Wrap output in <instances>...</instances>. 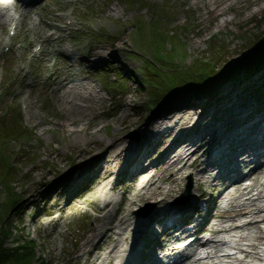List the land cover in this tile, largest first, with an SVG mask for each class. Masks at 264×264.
Returning <instances> with one entry per match:
<instances>
[{
    "label": "rangeland",
    "instance_id": "1",
    "mask_svg": "<svg viewBox=\"0 0 264 264\" xmlns=\"http://www.w3.org/2000/svg\"><path fill=\"white\" fill-rule=\"evenodd\" d=\"M68 1L69 0H46L44 6L41 8L42 27H39L42 31L40 38H38V43H42L43 47L51 44L49 41L44 42L48 34L46 32L48 27H50L49 23H51L53 19L61 24L64 23L66 14L72 6ZM143 2L148 5L142 6ZM132 4L133 7H130ZM159 6L164 7V9L169 6L176 11L177 16H175V21L169 24L168 34L176 35L180 33L173 28L178 24L182 26L186 24L196 25L193 31L187 32L183 30L182 32L186 50L190 55L198 53L199 55L205 54L210 56L215 46L221 47L219 52L221 56L223 55L224 61L222 57L218 56L216 63H218L219 68L224 66L227 60L234 58H237L240 63H245L248 58L240 59V57L244 55L249 57L255 54L259 47H264V45H262L264 40V0H240L239 5L236 6L232 12H228L227 16L224 17L229 18L230 21L221 27H219V25L224 18L222 19L214 16L211 12V7L203 8L202 5L198 4V0H184L181 2L175 0H81V2L76 5L75 13V16L77 15L80 19L79 20L76 16L75 22L77 27L81 29V37L78 38L75 43L79 54L75 55L78 61L76 65L78 66L73 71L77 73L78 68L87 71L88 75L92 76V80L86 81L85 83L91 86L92 90L101 91L99 92V96L105 98L102 106L95 107V117L93 116L92 110L88 111L90 114L88 117L84 116V111L80 110L75 104L68 105L67 103L68 106H63L59 101L63 95V89L54 92L53 88H46L48 78L50 77L49 73L52 72L48 70L47 66L49 68H54L53 66L58 64L57 70L59 71V75L62 77L68 75L67 68L70 66L71 61L66 60V57L60 54L53 55L56 49L59 48L63 50L66 41L58 48L49 46V53L53 54L46 58L48 53H44L43 58L47 61L44 63L45 68L41 62H31V68L35 71L31 77L27 78V83H35L34 88L26 86L24 83L20 85L21 76H23L24 72L29 71L28 69L22 70V67L31 56L33 46L37 44L30 43L31 38L35 37V33L27 29L28 20L18 29L9 55L0 58V79L2 68L9 69V74L6 75L3 86L13 91L16 95V97L11 95L5 97L0 96V117L4 119L11 113L20 111L22 114L20 125L23 128L31 130L29 137L18 138L8 144L11 156L10 160L17 169L11 170L7 167L3 170L4 176L1 177V181L7 179L6 182H9L17 173L18 177L12 182V186L16 188L18 194L21 196L23 195L22 213L18 215L14 211L11 214L10 221H8V224H11L10 227L14 234L8 246L21 242L22 240L35 242L38 255L46 261L45 263L39 262L37 264H93V260L98 254V239H100V236H103V234L98 236L94 229L100 225H107L108 220L111 218L110 216H112V212L117 208L115 204L120 201L121 196H123L122 199H124V201L135 197L137 185L134 184L132 180H137V177L132 179L133 177L125 175L119 180L120 187L116 192L108 190L107 187L105 188V182L95 181L89 189L83 192L79 191L78 198L71 199V205L67 207L66 203L70 200L71 194L67 193L66 189L62 190V188H60L62 191L60 190L59 197L49 199L52 194L51 191L56 185H64L62 181L71 173L73 163L76 164L75 169L83 165L85 166H83L84 168L90 169L94 159L107 156L109 153L107 148L113 139H111V136L114 135L115 138L116 129L120 127L122 115L134 113L135 117L132 121L139 119L141 122H147L152 113H161L166 108L173 107V105L181 102H187V104L197 103V106L200 105L198 97L194 96L193 90H191L192 88L186 87L184 83L181 82L183 75H178L179 84H182L183 87L171 92V94L175 96V98L173 97L175 100H164L156 106L153 112H151L150 109H148L150 107L149 103L151 98L146 88L138 80L137 82L130 83L125 74V72L128 71L136 79H142V77H144L143 60L151 59V57L157 59V53H162V55L166 54L165 56L169 58L181 59L182 50L176 44V38L166 39L168 42L165 45V50L169 52L172 51L168 54V52L164 51V44L161 38L159 39L158 35L155 34V27L152 26L153 33L149 35L152 37L151 42L153 45H159L157 52H153L146 46L147 42L144 38V33L138 30L139 26L143 25L142 18H144L148 24L150 22L151 24L153 23L152 17H154V19H159V15L155 13L156 11L158 12V10L154 12L153 9ZM113 9L117 12H113ZM257 9H261V11L253 13ZM135 16H137L136 28L138 30L136 39L138 40L140 38V46H138V49L136 47L137 40L133 38L134 34L130 32L133 28L127 27L122 31V28H124L126 24V26L132 24L131 21H133L132 19ZM161 20L166 22L167 18H162ZM231 20H233V22H231ZM6 29L7 27H3L0 32V43L5 37ZM111 40H115L116 42L110 44ZM126 40H129L131 44L129 45ZM169 43L173 45V48ZM210 47H212V49ZM140 49L145 50L148 55L144 57L138 55L137 57L128 59L127 55L134 53L138 54L137 51H140ZM215 50L216 49L213 50L214 54ZM104 51L108 54L101 62L102 68H92V62L88 61L84 64V62L81 61L83 57L80 54L91 59L94 54ZM231 55L233 56L231 57ZM53 58H56L58 62ZM161 61L164 62L163 60ZM189 61L190 59L187 58L186 63ZM105 63L119 68L117 69L118 71L111 68L108 69V67L106 68L109 71L108 82H114L111 84L112 86H107L105 84L103 75L100 73V71L106 67L104 66ZM161 65H163V63H161ZM163 67L166 69L169 68V66L166 65H163ZM258 67H256L257 69H255L252 74L247 76L246 80L240 76L231 86L232 88L238 87L237 89H243V86H246V92L242 94L243 99H247L245 104L258 97H264V84H261V80L264 79V64ZM116 71L117 74L115 73ZM260 73L262 74L260 75ZM121 76H124L128 81L127 94L120 90L124 89ZM229 83L230 82L225 81L219 82L217 88ZM116 87L118 89H115ZM162 87L164 86L162 85ZM102 88L104 91H102ZM162 93H164V91H162ZM211 96L213 97L212 94L208 97L205 96L209 100H207L206 106H199L200 109L198 114L209 112V109H213L214 106L220 105L218 104L220 100H224L219 94L213 98ZM70 101H72V99ZM81 101L79 103H81ZM83 102H85L84 105H89V107L94 106L91 101V103H88L87 100ZM151 105H153V103H151ZM189 113H191V111H189ZM197 117L198 116H194V121ZM88 119L94 124L91 132L105 126V128L97 133V136H99V139L102 141V145L90 144L87 146L86 143L91 142L92 137L85 135L86 133L80 136L70 135V131L75 129V127L82 128L86 126V124L89 123ZM222 119L224 118L218 115L215 119V123ZM13 120L14 117L10 121V127H13ZM71 120L77 121V124H70ZM210 124L212 123L209 122L207 127ZM64 125L66 126L64 127ZM133 128V124L129 125L127 128L129 133L121 132L120 135L124 137L132 135L137 142L145 144L146 140L150 138L149 134L153 132L148 126H143L137 130ZM200 128L203 129V127ZM146 134H148V137L145 139L144 135ZM166 143L167 140L165 144ZM165 144L164 147L162 145H153L149 149L151 152L150 154L153 156L159 154V158L161 156L160 154L168 147L167 145L165 146ZM6 163L7 161L5 160V164ZM99 164L103 166L104 163L101 162ZM95 169L96 167L93 168V172H96ZM164 169L163 167L161 170L163 171ZM158 172L159 170L152 173L158 174ZM189 176V172H183L176 177L178 179L177 190H179L176 194H179L175 196L173 200L180 198L187 185L185 177ZM181 177L184 179L180 180ZM27 178H29V180H27ZM6 182H1V184L6 187ZM1 184L0 192L3 191ZM213 187L214 185L210 188V191L213 190ZM180 188L183 192L180 191ZM6 192L7 195L4 191L0 195V209L2 210L4 202L10 205L13 199V194L9 188L8 190L6 189ZM106 193L109 197L113 198L114 202L106 212L101 213L99 212L101 202L98 203V201L99 198ZM220 194L221 190L218 189L216 199H218ZM138 204H140V206H137ZM138 204L132 206V212H137L140 208H145L148 205L147 201L139 202ZM33 205L35 208H33ZM151 207L149 209H151ZM59 208H62L63 212L61 211L59 213ZM123 209H127L126 204L122 206V210ZM117 217L119 216H115V219ZM111 235L110 233V236ZM89 239H92L90 245L86 247L85 254L78 259L76 255L77 249L86 245ZM130 242H135V238L133 240L131 238ZM111 245L112 243L108 241L103 250H106ZM90 250H92L93 253L90 252L91 255H88Z\"/></svg>",
    "mask_w": 264,
    "mask_h": 264
},
{
    "label": "bare ground",
    "instance_id": "2",
    "mask_svg": "<svg viewBox=\"0 0 264 264\" xmlns=\"http://www.w3.org/2000/svg\"><path fill=\"white\" fill-rule=\"evenodd\" d=\"M201 3L204 8L211 7V12L214 14V16L223 19L224 17L227 16L228 12L234 10V8L239 5L240 0H201ZM11 6L12 5H10L9 2L5 0H0V32L2 31L3 27H5L7 24L9 12L13 9V7ZM258 11H261V9H257L253 13L258 12ZM113 12H117V11L113 9ZM229 21H230L229 18H224L222 22L220 23L219 27L226 25ZM231 22H233V20H231ZM36 34L40 35V32L37 31ZM107 54L108 53L104 51L102 53L95 54L93 58H98L99 60H102ZM243 77H244V80H246L247 76H243ZM81 81H84V79H82ZM64 83H65L64 81H61L59 80V78H57L52 86H56L58 88L62 86L65 87ZM245 87L246 86H243L244 90H245ZM238 90L239 89H237V91ZM231 91H234V90L230 88V91H228L226 95L222 94L224 95L223 96L224 100L221 103L218 102V104H220L221 106L220 105L214 106L213 109H209L208 113L203 112L198 119H195V121H194V116L198 115V113L196 112L199 111L200 109L199 106L200 105L203 106L205 103L198 105L195 111L192 110L193 113H189V114H187V112L186 113L185 112L175 113L174 111H178L177 110L178 108H176L175 105H173V107L172 106L168 107L166 110H164L167 116L165 118V121L160 122L161 125H157L158 129L163 128L165 126L166 128L162 129V131L156 130L153 137L156 138L157 141L156 140L153 141L149 138L146 140L145 144L144 143L139 144L138 142L135 141L133 137L126 138L123 135H120V133L121 132L129 133V131H127V128L129 127V125L133 124L134 126L133 129L136 130L143 126L144 127L148 126L149 122L148 121L141 122L139 119L132 121L135 117L134 113H126L122 115L120 119V127L116 129V136L115 138H114V135L111 136V139L112 138L113 139L111 140L109 147L107 148L109 153L107 155L106 165L102 166V168H100V171H99L98 169L99 163L96 162L90 167V169L88 170L86 169L87 171L83 173L82 177L84 176V179L86 178L87 180H90L92 179L94 175H96V172L99 171L97 178L100 181L107 183L109 179L120 176L121 172H123L125 169L130 168L131 164H133L135 160H136L135 162L136 170L137 171L143 170L144 172L142 171V173L138 175V183L136 184L137 192L135 193V197L126 200L127 209L126 210L118 209L120 202H118V206L116 203L115 205L117 206V208L114 209V211L112 212V216H110L111 218L108 220L107 225H100L99 227H96L94 229V231L96 232V234H98V236L101 234H103V236H100V239H98L99 240L98 248H97L98 254L95 256L93 260V264H126V262H129L131 260H134V264H144L149 260L150 257L157 255L159 253V250L156 249L155 247L153 248L146 247L147 241H145V239L143 238L144 237L143 233L141 234V237L139 239H136L133 244H130L129 240L131 238L134 239L138 237L140 232L145 230L143 222H139L138 219L143 217L142 214L146 211L148 207L152 205H156V207L157 206L161 207L163 205L167 206L168 201L176 196V192L178 191L177 190L178 179L176 177L179 174L183 172H187V171L192 172L193 170L198 176H200V181H198L197 184L194 182V185H193V188L196 192L198 190V187H200L201 183H204L203 177L207 179L205 183L209 184V187L211 188L212 185L210 182L216 183L217 181H221L223 179L224 174L220 172L223 170V168L227 167L228 169L227 173H225L226 176L227 174L231 172L238 171V164L233 165L231 167L230 164L226 162L219 163V161L215 160L214 157L211 158V154H209V150H206L205 152H203L202 146H199L196 148V150H193L192 149L194 147L192 146L193 143L192 144L190 143L191 134H193L192 137L195 138L194 142H197V143L199 142L198 139L200 140L204 138L209 139L215 134H218L217 132H221L220 128L226 124L228 119H230L228 120L229 126H232L233 116L236 118L240 117V119L249 118L250 112H246V110L250 108L251 104H254L252 105L253 106L252 108H257L263 103V101L259 99L258 97L256 100H253V102L257 101L256 103L243 104L244 100L243 101L240 100L238 102L237 97H235L234 93H232ZM68 93L76 95V99L79 101L81 100L83 101L91 100L92 101L93 103L92 105L94 106L88 107L87 109H84L83 106H81L80 108V110L84 111L83 115L86 117L90 115L88 113L89 110H92L93 116L95 117L96 116L95 107L102 106L104 102V97H100L99 95L94 94L93 91L91 90V87L87 85H82V87L80 88H74L72 90H69L67 94ZM211 94L214 95V93L200 94L198 96V100L207 102L206 100L208 98H206L205 96L208 97ZM65 98H66V95H63L61 99L59 100L63 106L67 105L66 101H64ZM262 109H264V105ZM159 114L160 112L153 113L151 117L149 118V120L152 121L150 123H154V119L157 116H159ZM213 115H215V117H213ZM218 115L224 119L220 120L219 122H216V125H213L215 124V119L218 117ZM262 116H264V114ZM201 119H202V123H205V124H202L203 129L199 127V125H201L199 124ZM209 119H210V123L212 124L208 126L209 129H207L208 127H207L206 122ZM88 121L89 123H87L86 126L82 128L75 127V129H72L70 131V135L80 136L83 133H86L85 135L92 137V141L86 143L87 146H89L90 144L102 145V141L99 139V136H97V133L101 131L103 128H105V126L100 128L99 130L91 132L94 124L90 121V119H88ZM74 123L77 124V121L71 120L70 124L74 125ZM65 126L66 125H64V127ZM235 126L237 125H233V127ZM255 130L258 131V128H255ZM187 131L191 133L188 134ZM245 131L246 129L235 132L234 136H238L239 134L244 133ZM162 133H163V136L166 137V139L164 140L163 138H161L163 137L161 136ZM258 133L260 132L258 131ZM200 136H203L204 138H199ZM234 136L233 138L236 139V137ZM220 139H221V135L215 137L213 139V142L220 140ZM248 139L249 137H247L245 134H242L241 137L239 138V142L241 141L242 143H245V142L247 143ZM166 140H167V143L165 144ZM224 141H229V138H226ZM231 141H234V139H231ZM149 142H155L156 144L160 146L162 145L163 147L165 144V146L167 145L168 148H166L165 151L160 154L161 155L160 158H157L159 154H157L156 155L157 157H156V156L151 155L150 152L148 151L147 144ZM239 142L230 143L226 145H220V144L216 145L215 146L216 152L214 151V155L216 154V156L220 157L222 153H226V152L225 150L218 151V149H229L230 150L232 148H235L239 144ZM212 145L213 144L206 145V146H209V148H212L213 147ZM180 146L184 147L183 152L177 150V148H180ZM198 152H201L203 154L198 153ZM204 155H207V157L203 159ZM200 156H201V160H200ZM249 157L250 155L247 158ZM234 160H236V158H234ZM146 161H147V164H146L147 166H145ZM149 161H151V163L149 164V168H148ZM200 161H202L201 164H199ZM205 162H206L207 167H205L201 171H198L197 170L198 165L200 166H202L203 164L205 165ZM95 167H96L95 169L96 172H93V168ZM159 167L165 168L163 171L160 169L162 171V172L160 171L161 174L151 173V172L159 170ZM214 173L215 174L218 173L216 177L213 176ZM257 173H259V175L264 174V170L260 169V171L253 172L251 176L254 177ZM71 177L72 176L68 177L69 181L74 180ZM262 179L263 177H261L260 175V177L256 180L254 184L255 185L254 191L259 190L260 193L262 192V197H264V179L263 180ZM234 180L236 182L238 179L234 178ZM251 180H253V178ZM76 183L77 182L74 181V182H67L66 185L58 184L56 185V187L53 188V191H60L61 190L60 188H62V190L67 189L69 186L75 185ZM229 183H232L231 179L229 180ZM222 186L224 188H229L228 189L229 193L227 194V196H225V198L224 196L221 197V203L224 204L226 200L227 201L230 200L228 204H226V206L229 207L230 205H233V207H238V205H240L243 200V196H240V193L237 190V188H233V186H230L227 184L222 185ZM55 188H58L59 190ZM68 201L69 202L68 204H66V207L71 205V201L70 200ZM143 201H147L148 205L145 208H140L137 212H132L131 210L132 206H135L139 202H143ZM100 202H101L100 211L106 212L110 208L114 200L112 197H108V195L105 194L99 198L98 203ZM250 203L251 202L243 203V206H249ZM137 206H140V204H138ZM61 209L59 213L62 211ZM219 210H221V206H219ZM217 215L219 216L221 215L220 211H218ZM250 215H251V212H250ZM115 216H119V217L115 219ZM177 216L183 217L184 214L182 212V214H179ZM177 216L170 215V210L167 213L164 211L158 220L159 221L161 219L169 220L170 222H172L174 226L179 225V226L185 227L186 224L180 223ZM200 221H203V220L200 218ZM166 224L167 223H165L164 225ZM155 228H156L155 225H153V227L149 229L150 232L153 234V236H155L154 234ZM179 228L182 229V227H179ZM187 228L188 227H186L185 229ZM211 228L215 230L216 226L213 225L211 226ZM180 229H177V230H180ZM203 229H206L205 225L203 226ZM192 230L195 233H197L196 231H200L199 228H195V230L194 229ZM183 231H187V230H183ZM171 232L172 230L171 231L167 230L165 232L161 231V233L165 234L166 236H169L168 233H171ZM110 233L112 234L111 236H110ZM257 236L258 238H255L254 240L248 239L249 241L248 244L252 249H255V246L259 244L257 240L258 241L262 240L260 235H257ZM107 240L110 241L112 245L106 250H103L105 244L108 242ZM91 241L92 239H89L86 245H83L77 249L76 255L78 259H80L85 254L86 247L90 245ZM155 241L159 243L161 249H164L163 244H161L159 239L155 238ZM236 244L241 245L242 240L240 242H236ZM259 245H260L261 250L258 252L256 251V254L258 255V257H260L261 254H264V251H263L264 242L260 243ZM199 247L200 245L197 243L195 245V249ZM167 248H168L167 252H170V257L175 256L176 254L179 253L176 251V247L172 246V244H169ZM233 248H234L233 250L236 251V248L235 247ZM90 252L93 253V251L90 250L88 252V255H91ZM224 252H226V250ZM192 254H195V252H192ZM185 255H186V252H184L183 255L181 254L176 257L177 258L176 260L180 259L177 264H201L199 261H195L189 257H185ZM164 257L166 256H163V259ZM254 258L256 259L257 257H254ZM163 259L162 261L165 262L166 260H163ZM174 262L176 263V261ZM233 262L235 264H245V261H241V260H233ZM154 263L159 264L158 261ZM212 263L214 264L216 262L212 260ZM255 264H264V262H260V263L258 262Z\"/></svg>",
    "mask_w": 264,
    "mask_h": 264
},
{
    "label": "trees",
    "instance_id": "3",
    "mask_svg": "<svg viewBox=\"0 0 264 264\" xmlns=\"http://www.w3.org/2000/svg\"><path fill=\"white\" fill-rule=\"evenodd\" d=\"M264 43V40H263ZM219 49V46H218ZM245 59V58H244ZM217 60V54L215 51L214 56L210 61ZM235 60L234 63H229L225 69H216L211 62H207L203 57H196L189 65H185L183 68L176 69L177 66L170 62V66L174 67V74L178 76V73L183 75L181 82L188 88H194L196 90L205 91L208 93V90H211L216 86L220 81H225L229 79H234L240 75L243 71H246L248 68H251L255 62H264V48H259L256 54L251 55L249 60L245 63H240ZM174 77V76H173ZM155 87L153 86L150 90L155 92ZM15 129L12 128V134L9 135L5 133V139L0 143V158L7 159L10 157L8 150V142L10 137L23 138L29 135L27 130H23L19 134L14 132ZM10 165V162L8 166ZM10 189L9 182L7 187ZM13 189V188H12ZM12 189H10L12 191ZM14 190V189H13ZM14 196V194H13ZM19 202L14 200V204L7 208L3 206V210L0 209V264H34L36 260V249L34 244H18L15 247H8V242L12 236L11 230L4 226L7 222V215L14 211V209L19 206Z\"/></svg>",
    "mask_w": 264,
    "mask_h": 264
}]
</instances>
